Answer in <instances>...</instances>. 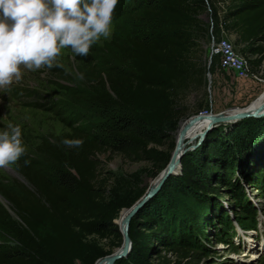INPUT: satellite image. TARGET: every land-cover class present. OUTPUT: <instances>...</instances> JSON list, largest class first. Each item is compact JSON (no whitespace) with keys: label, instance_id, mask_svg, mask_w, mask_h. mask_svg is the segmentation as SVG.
Masks as SVG:
<instances>
[{"label":"trees","instance_id":"1","mask_svg":"<svg viewBox=\"0 0 264 264\" xmlns=\"http://www.w3.org/2000/svg\"><path fill=\"white\" fill-rule=\"evenodd\" d=\"M216 2L137 0L128 33L120 38L112 35L105 47L118 64L94 65L84 58L78 72L86 92L78 97L94 105L100 119L97 131L73 127L51 140L41 139L12 165L26 184L17 179L0 183L6 203L0 204V233L5 238L0 241V264H93L119 246L120 234L112 219L143 190L123 178H114L107 186L108 177H99L97 155L108 153L104 156L108 158L115 153L133 162L166 164L170 151L159 148L167 137L163 129L176 126L185 114V94L203 85L200 54L208 27L200 16L207 9L217 15L220 7L222 28L234 35L249 71H257L264 59V0H222L220 6ZM20 93L13 86L7 90L10 97ZM261 121L255 125L256 134L243 122V127L232 123L225 134L217 126L211 128L193 152L184 153L179 174L168 176L129 219L130 250L113 264H155L154 259L161 258L159 249L175 255L172 264L196 258L195 247L179 243L192 235V223L181 204L201 207L200 227L191 238L202 239L205 211L211 208L208 193L217 183H211L214 176L222 178L236 167L241 177L255 181L254 161L264 158L254 141V135L263 136ZM65 139H82L83 144L68 147ZM25 160L30 163L25 165ZM242 160H251L250 167H241ZM258 186L264 191V181ZM244 207L248 223L238 218L234 222L243 230L255 229V212ZM232 223L227 224L228 238ZM108 237L104 249L97 239Z\"/></svg>","mask_w":264,"mask_h":264},{"label":"rangeland","instance_id":"2","mask_svg":"<svg viewBox=\"0 0 264 264\" xmlns=\"http://www.w3.org/2000/svg\"><path fill=\"white\" fill-rule=\"evenodd\" d=\"M221 2L222 0H218L216 4L220 6ZM137 5V0H119L113 14L112 35L120 38L128 33L131 28L129 24L132 22L130 17L135 14ZM220 11L221 8L219 7L216 15L207 9L200 16L208 27L207 38L201 44L202 52L200 54V64L204 70L203 85L199 90L185 94V114L180 118H183L180 124L187 118L196 116L197 113L217 112L230 106L243 107L264 89V59L254 73L248 68V71L255 75L254 78H240L231 71L221 69L218 66L217 57H210L207 60V41L210 36L213 38L225 36L238 49V45L234 44V35L224 32L222 28ZM109 41H102L93 45L87 56L75 55L70 49L63 50L62 55L57 58V63L62 65L61 67H52L51 69L43 67L35 71L22 68V78L11 85L21 89L20 95L18 97H10L8 94L0 95V130L6 129L9 123L20 126L26 151L30 150L32 145L41 139L51 140L55 135L71 131L73 127L96 132V124L100 122V119L93 112L94 105L85 101L84 97L83 99L78 97L86 92L82 79L77 78L80 75L78 68L83 63L84 58H88L94 65L103 62L108 65H117L118 63L105 49ZM261 45L264 49V42ZM245 79L248 80L244 81ZM262 117L264 115L241 121L238 119L228 122L227 125H215L214 127H219L218 130L225 134L231 129V124L235 122L236 126H244L256 134L255 125L258 124V121L263 122L261 121L264 120ZM241 122H243V126ZM175 128L176 126L172 129L169 127L163 129L167 137L164 139L163 145L159 147L160 149L171 151L176 138L177 130L174 132ZM262 129L263 136L258 135L259 133L254 135V141L259 143V147H257L264 157V128ZM204 136L205 134L199 144ZM194 150L195 148L187 152ZM107 154L97 155L99 177H108L106 179L107 186L112 184L114 178H123L133 183V187L144 191L153 185L154 179L165 165L149 161L133 162L115 153L109 154L108 158H105L104 156ZM242 162L240 166L243 168L251 165L249 164L251 160H242ZM254 162L255 169L258 171L257 175H253L255 181L249 177H241L238 173L239 169L237 170L236 167L226 171L222 178L214 176L211 183H217L214 184L215 189L211 188L208 193L211 208L205 211V219H203L201 229L202 239L193 241L191 238L193 232L200 227L197 217L202 212L201 207L188 206L189 202L180 203L181 209H184L186 214L188 213V223L190 221L192 223V230H189L192 235L188 238H181L180 246L184 248L193 246L199 252L196 258L187 257L188 264H264V253L255 259H250L258 254L259 247L255 245L258 243L256 240H260V237L264 238V191L258 186L259 182L264 181V173H262L264 171V167L262 168L264 158ZM8 168L15 171L12 165ZM12 179L19 180L5 167L0 168V183H9ZM232 192L238 193V195L235 196ZM1 200L0 204L5 206L6 203ZM248 205L255 212V220L259 222L260 233L248 231L249 235H245V237L249 251L245 253L242 249L245 246L244 240L241 242L239 240V244L235 246L229 241L230 238L226 234L229 231L226 230L228 222L235 221L234 218H238L244 224L248 223V215L242 210V206H245L244 209L247 210ZM253 237H255V242H252ZM1 239L5 238L0 233V241ZM109 239L110 237L97 239V242L104 249H107ZM239 239L241 238L239 237ZM232 240L237 243L238 237L232 238ZM5 242L12 244L9 241ZM261 248H264L263 244ZM159 254L161 258L154 259L155 264H172L176 259L170 251L163 252L162 249H159Z\"/></svg>","mask_w":264,"mask_h":264},{"label":"clouds","instance_id":"3","mask_svg":"<svg viewBox=\"0 0 264 264\" xmlns=\"http://www.w3.org/2000/svg\"><path fill=\"white\" fill-rule=\"evenodd\" d=\"M119 0H0V90H7L30 71L61 67L57 58L70 49L87 56L93 45L112 36L113 14ZM78 79H83L80 74ZM80 147L82 139H65ZM26 155L22 130L9 123L0 130V168ZM25 165L30 163L24 161Z\"/></svg>","mask_w":264,"mask_h":264},{"label":"water","instance_id":"4","mask_svg":"<svg viewBox=\"0 0 264 264\" xmlns=\"http://www.w3.org/2000/svg\"><path fill=\"white\" fill-rule=\"evenodd\" d=\"M264 91V89H263ZM259 95V94H258ZM257 98V96H255L248 104L247 106H245L246 108H250V104L255 102V99ZM243 107H239V106H230L227 108H224L220 111L217 112H209L206 114L203 113H197L195 114L196 116H204L203 118L206 119V122H208L209 124H207L205 126V128L203 129V131L201 132L200 136L198 137V139L196 140L195 145H197L200 140L202 139L203 135L207 132V130H209V128L214 127L215 125L219 124L218 122L223 120V121H227V120H238L243 118V116L246 115H260L264 113V101L261 103V105L256 106V108L254 109H248L247 111L240 112L239 109H242ZM234 110V111H231ZM256 113V114H255ZM200 118V119H203ZM199 119V120H200ZM181 119H179L176 123V128L174 130V132L177 130V127L179 125V121ZM213 125V126H211ZM175 138V137H174ZM183 138V136H179L178 138L174 139V144L173 147L171 149V151L169 152V157L168 160L166 162V164L164 165L163 169L161 170V174L158 178V180L156 181V183H154V185H152L151 187H147L146 190H144L142 192V194L132 203L130 204L128 207H123L120 210H124V215L122 218V222H121V228H117L116 230L119 232L120 234V243L119 246H117L115 248V250H112L109 254H106L102 257H105L104 263L103 264H113V262L116 259L125 257L129 250H130V240L127 236V226H128V222L129 219L131 218V216L137 212V210L150 198L152 197L157 190L159 189V187L162 185V183L164 182V180L171 175H176L179 174L180 172V158L181 156L186 153L188 150H191V148L189 149H182V144L180 142V140ZM7 170H9L12 174H14L21 182H23L24 184H26V181L15 171L11 170L8 167H5ZM0 198L1 195H0ZM3 202H5V200L2 198ZM119 210V211H120ZM118 211V213H119ZM117 213V214H118ZM112 222L115 224L114 219H112ZM101 258V257H100ZM99 258H97L93 264H95V262L98 260Z\"/></svg>","mask_w":264,"mask_h":264},{"label":"bare ground","instance_id":"5","mask_svg":"<svg viewBox=\"0 0 264 264\" xmlns=\"http://www.w3.org/2000/svg\"><path fill=\"white\" fill-rule=\"evenodd\" d=\"M263 101H264V91L262 90L259 93V95H257V98L255 99V102L250 104V108L251 109L256 108V106L261 105V103ZM245 106H247V105H245ZM245 106H243L242 109H239L240 112L244 113L245 111L250 109L248 107L246 108ZM231 111H234V110H231ZM203 114H206V113H203ZM263 115H264V113L260 114V115H251V116L250 115H246V116H243V118H241L240 120L246 119V118H250V117H255V118L256 117H261ZM203 117L204 116H202V117L201 116H199V117L198 116H191L190 118H187L181 124H180V122L183 120V118L179 121V125L177 127V131H176L175 135H176V138H178L179 136H183V138L180 140V142L182 144V147H181L182 149H189V148L194 149V148H196L198 146L199 143L197 145H195V143H196L195 140L198 139V137L200 136V134L203 131V129L205 128V126L207 124H209L208 122H206V119H204ZM200 118H203V119H200ZM233 121L234 120H232V119L227 120V121L221 120V121L218 122L219 124H217V125H223L224 126V125H227L228 122H233ZM161 173L162 172H160L159 175L154 179L153 185H154V183H156V181L158 180V178H159ZM0 200H1V198H0ZM1 201L3 202V200H1ZM121 212H123V213L117 219H114L117 228H121V222H122V218H123V215H124L125 211L124 210H120L118 214H120ZM104 260H105V257H101L95 262V264H103Z\"/></svg>","mask_w":264,"mask_h":264},{"label":"built area","instance_id":"6","mask_svg":"<svg viewBox=\"0 0 264 264\" xmlns=\"http://www.w3.org/2000/svg\"><path fill=\"white\" fill-rule=\"evenodd\" d=\"M210 57L218 58V66L233 72L236 76L243 78H254L255 75L248 71L245 57L241 55L233 42L225 36L210 38L207 41V60Z\"/></svg>","mask_w":264,"mask_h":264},{"label":"crops","instance_id":"7","mask_svg":"<svg viewBox=\"0 0 264 264\" xmlns=\"http://www.w3.org/2000/svg\"><path fill=\"white\" fill-rule=\"evenodd\" d=\"M246 80H248V79H245L244 81H246Z\"/></svg>","mask_w":264,"mask_h":264}]
</instances>
